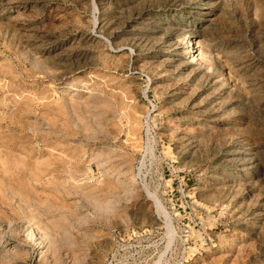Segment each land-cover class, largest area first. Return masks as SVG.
I'll list each match as a JSON object with an SVG mask.
<instances>
[{
  "label": "rangeland",
  "instance_id": "obj_1",
  "mask_svg": "<svg viewBox=\"0 0 264 264\" xmlns=\"http://www.w3.org/2000/svg\"><path fill=\"white\" fill-rule=\"evenodd\" d=\"M0 264H264V0H0Z\"/></svg>",
  "mask_w": 264,
  "mask_h": 264
},
{
  "label": "bare ground",
  "instance_id": "obj_2",
  "mask_svg": "<svg viewBox=\"0 0 264 264\" xmlns=\"http://www.w3.org/2000/svg\"><path fill=\"white\" fill-rule=\"evenodd\" d=\"M188 46H191L192 50H194V46H193V44H192V43H191V44H189V45H187V48H188ZM188 51H190V50L188 49Z\"/></svg>",
  "mask_w": 264,
  "mask_h": 264
}]
</instances>
